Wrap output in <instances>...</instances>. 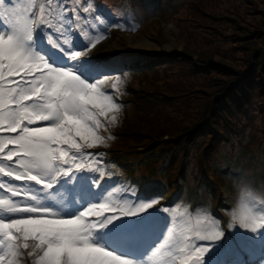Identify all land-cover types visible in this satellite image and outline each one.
I'll return each instance as SVG.
<instances>
[{"label": "snow or ice", "instance_id": "obj_1", "mask_svg": "<svg viewBox=\"0 0 264 264\" xmlns=\"http://www.w3.org/2000/svg\"><path fill=\"white\" fill-rule=\"evenodd\" d=\"M114 17L95 0H0V264H206L225 238L210 213L177 227L93 151L123 107L121 74L94 59ZM227 228L222 264H264V197L243 195Z\"/></svg>", "mask_w": 264, "mask_h": 264}, {"label": "rangeland", "instance_id": "obj_2", "mask_svg": "<svg viewBox=\"0 0 264 264\" xmlns=\"http://www.w3.org/2000/svg\"><path fill=\"white\" fill-rule=\"evenodd\" d=\"M107 4L112 6L107 8V13L114 12V18H119L123 27L110 30L108 38L94 50L97 56L94 59L111 61L117 74L125 62L155 63V71L158 72L132 75V80L137 78L143 87L154 88L161 93L170 92L169 87L176 86L173 89L175 94L181 83L189 84L170 108H159L151 117H145L131 104L123 106L120 112L123 123L112 127L111 132L118 127L116 132L124 130L123 124L129 121L133 126H139L141 131L148 130L149 124L157 127L161 133L151 131V136L162 137L160 141H171L178 147L167 146L172 151L171 157L178 160L185 153H191L192 162L186 167L188 188L193 189L195 183V165L192 164L197 163L193 161L202 157L216 130L212 128L216 125L213 121L203 125L205 119L201 120L199 116L205 111V104L211 106L220 99L233 105L241 95L253 93L250 100L254 116L231 150L230 157L239 174L224 177L226 191L221 189L224 204L219 207L220 214L215 215L226 229L230 213L243 195L251 193L264 197V148L257 145V139L264 131V0H169L160 6L137 4V0H103L99 7L103 10ZM193 29H196V34L191 33ZM166 34L173 39L172 49H165ZM238 35H243V38H236ZM141 39L158 51L143 53L138 49ZM165 57L174 59L169 69L162 66V60H158ZM176 58L179 63L175 62ZM120 60L125 62L120 65L117 63ZM164 130H167V135ZM138 139L140 144L144 142V138ZM120 143L135 144L117 139L113 147L120 146ZM215 154L216 158L211 155L207 167L223 163L222 150L217 149ZM167 175L164 173L161 177ZM150 182L158 183V180ZM173 187L171 183L170 190ZM197 209V218L210 213L208 206ZM238 236L231 235L235 239Z\"/></svg>", "mask_w": 264, "mask_h": 264}, {"label": "trees", "instance_id": "obj_3", "mask_svg": "<svg viewBox=\"0 0 264 264\" xmlns=\"http://www.w3.org/2000/svg\"><path fill=\"white\" fill-rule=\"evenodd\" d=\"M169 0H137V4L142 3H148L151 6H160L164 2H167ZM230 19V18H229ZM191 33L196 34L197 31L196 29H193ZM258 34H261L259 32ZM236 38H243V35H238ZM218 50V49H217ZM227 51L225 54H227ZM168 58H160L158 60H162V66L164 68L169 69L172 64L174 63L173 58H169L170 60H167ZM168 62V63H165ZM176 63H179V60L176 58L175 60ZM155 64V63H154ZM148 64V63H140L139 64V70L141 75H146L148 72L155 73L158 71H155L156 69V64ZM249 64V62H247ZM159 71H167V70H159ZM189 86V84L186 83H181V85L178 87L177 93L173 94V89H175L176 86H171L170 92L166 93H161L156 91L154 88L149 89L146 87H143L140 85V82L138 80L137 88L135 89V93H131L132 97L134 96L135 103H138L136 106L137 109L140 110V113H143L145 117H151L156 114L157 109L159 108H164L168 107L170 108V105L176 98L178 97V94L183 92L185 88ZM172 91V92H171ZM253 96V93H246L245 95H241L239 100L235 102V104H230L227 103L228 101L226 100H216L212 103L211 106H208L205 104L204 108L205 111H203L199 116L202 120V118L205 119L203 125L206 122H212L213 124L215 123L216 125H213L212 128L216 129L214 130L212 137L210 139V144L207 146V148L204 149V151L201 154V158L197 159L196 162L197 164L193 163L195 165L194 168V177L196 179H201L203 184L209 187L208 180H206V176L203 175L204 172H217L215 169L219 167H207L209 163L211 162L208 160V152L209 150L215 145L216 142L221 141L220 137L217 136L223 132H225L226 137H227V142L229 140V143L225 146V150L223 151L225 154L229 153V150L233 149V146L236 143V140L243 135V132H245L246 128L248 127L249 122L254 116V111L251 105V98ZM182 113V109H179ZM187 115H184L186 117ZM169 124V123H168ZM220 126V128H219ZM124 127L127 129L125 130L122 135L120 136L121 139L124 141H134L138 142L135 143L138 145V148H141L139 146H142L146 150H149L147 153H138V151L134 150V147L132 145H128V143H120V148L122 150V153L127 156L130 155L132 152H135L128 158L135 160L137 159L139 162L141 160L147 161V163L151 166L149 167L148 175L151 177L153 180L157 179L159 184H166V180L172 181L174 180V183L177 182V178L179 177V181L183 178L182 175H184L185 172V166H181L179 162H176L175 157H171L172 154H169L166 149H157V145H163L167 146L166 141H160L162 140V137H153L149 133L151 131H154L156 134H160V131H157L156 128L152 124L148 125V130L144 129L141 131L139 126H133L132 122H127L124 123ZM202 128V127H200ZM219 128V129H218ZM163 133L167 135V130H164ZM144 138V142L140 144L139 141H141L138 138ZM202 138V137H200ZM160 141V142H159ZM257 145L264 148V131L261 135L260 138L257 139ZM135 147V148H137ZM228 149V150H227ZM207 159V160H205ZM180 162L183 164L186 162H192L191 157H184ZM179 164V165H178ZM165 168V173H168L167 176L161 177L163 169ZM143 170L146 171V168H143ZM197 176V177H196ZM219 176V175H218ZM212 188L209 187L207 191H210ZM212 202H215V197L212 196L211 198Z\"/></svg>", "mask_w": 264, "mask_h": 264}, {"label": "bare ground", "instance_id": "obj_4", "mask_svg": "<svg viewBox=\"0 0 264 264\" xmlns=\"http://www.w3.org/2000/svg\"><path fill=\"white\" fill-rule=\"evenodd\" d=\"M166 39V44H165V49H172L173 48V39L171 38V36L169 34H166L165 36ZM138 49H140L141 51H143V53H152V52H157L158 49H156L155 47L151 46L150 44L146 43L144 40H140V43L138 44ZM125 61L124 60H120V62H117L118 64H123ZM127 63V62H125ZM120 64V65H121Z\"/></svg>", "mask_w": 264, "mask_h": 264}]
</instances>
